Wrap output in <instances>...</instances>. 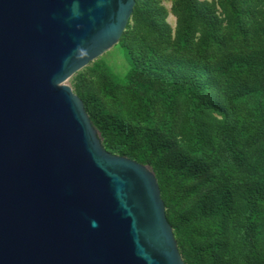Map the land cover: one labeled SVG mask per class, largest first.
Returning <instances> with one entry per match:
<instances>
[{
  "label": "trees",
  "instance_id": "obj_1",
  "mask_svg": "<svg viewBox=\"0 0 264 264\" xmlns=\"http://www.w3.org/2000/svg\"><path fill=\"white\" fill-rule=\"evenodd\" d=\"M134 1L124 78L74 93L107 152L152 167L185 264H264V0H173L174 35Z\"/></svg>",
  "mask_w": 264,
  "mask_h": 264
},
{
  "label": "water",
  "instance_id": "obj_2",
  "mask_svg": "<svg viewBox=\"0 0 264 264\" xmlns=\"http://www.w3.org/2000/svg\"><path fill=\"white\" fill-rule=\"evenodd\" d=\"M134 5L0 0V264H185L152 167L107 152L64 84Z\"/></svg>",
  "mask_w": 264,
  "mask_h": 264
},
{
  "label": "rangeland",
  "instance_id": "obj_3",
  "mask_svg": "<svg viewBox=\"0 0 264 264\" xmlns=\"http://www.w3.org/2000/svg\"><path fill=\"white\" fill-rule=\"evenodd\" d=\"M201 2H206L209 4L213 9L215 10L216 14L219 15V18L221 19L222 16L220 15L219 7L217 5L218 0H199ZM161 7H163L166 11V22L171 27L172 35H174L175 27H176V17L172 13V6H173V0H158ZM119 43V42H118ZM97 68L99 71L103 69V71H106L110 73L111 75L118 76L119 79H123L125 74L127 73L129 66L126 62V57L124 51L121 49V47L117 44L114 47H112L110 50H108L106 53H104L101 57L91 62L88 66L84 67L80 71H78L76 74H74L71 78H69L64 84L71 87V89L74 92V85L76 82V78L79 75L86 76L87 83H91L90 80L93 79L95 82L93 83L94 86H97L99 84V80L97 78V75H93L91 70L94 68ZM91 75V76H90Z\"/></svg>",
  "mask_w": 264,
  "mask_h": 264
},
{
  "label": "clouds",
  "instance_id": "obj_4",
  "mask_svg": "<svg viewBox=\"0 0 264 264\" xmlns=\"http://www.w3.org/2000/svg\"><path fill=\"white\" fill-rule=\"evenodd\" d=\"M95 226V225H94Z\"/></svg>",
  "mask_w": 264,
  "mask_h": 264
}]
</instances>
